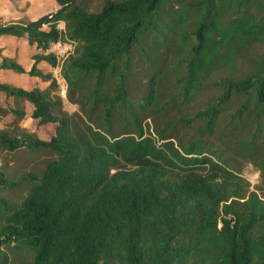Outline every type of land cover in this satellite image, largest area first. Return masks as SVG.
I'll list each match as a JSON object with an SVG mask.
<instances>
[{
    "label": "trees",
    "instance_id": "16d2710c",
    "mask_svg": "<svg viewBox=\"0 0 264 264\" xmlns=\"http://www.w3.org/2000/svg\"><path fill=\"white\" fill-rule=\"evenodd\" d=\"M55 1L0 23L37 50L0 70L48 83L0 82V116L24 100L54 125L47 141L0 130V264H264V0ZM62 40L72 114L37 69Z\"/></svg>",
    "mask_w": 264,
    "mask_h": 264
},
{
    "label": "rangeland",
    "instance_id": "374dc122",
    "mask_svg": "<svg viewBox=\"0 0 264 264\" xmlns=\"http://www.w3.org/2000/svg\"><path fill=\"white\" fill-rule=\"evenodd\" d=\"M0 1H26V0H0ZM103 0H80V4L87 10V11H97L101 8ZM1 20V19H0ZM1 23V22H0ZM58 25H64L63 23H58ZM60 27V26H58ZM2 50H0V56ZM26 56L21 58L22 62L26 65ZM60 67V66H59ZM30 68H26L27 70ZM25 69V68H24ZM53 73V74H52ZM51 75L53 78L61 82V85H57V94L62 99V106L63 109L67 112L72 114L73 112L77 111V107L75 105L70 104L66 99V82L60 77L61 71L60 68L53 67ZM0 82L1 83H8L11 85H18L19 87L29 90L34 87L40 88L45 87V83H41L40 80L36 78L27 77L25 75L20 74H8L0 72ZM3 103V100H0ZM4 104V103H3ZM10 105L19 109L25 115L23 118H18L14 114L8 111V107H6L7 112L5 115L0 116V130L9 133H22L26 132L38 139L41 140H49L50 136L53 135L54 132V125L53 124H46L39 126L36 124L34 120L30 117L32 106L24 100H11L8 99L7 106ZM4 162L0 160V164ZM240 173L241 176L244 177L251 185V188H256L259 181V171L252 166L251 164H244L243 166L240 165ZM31 256L27 253H18V252H10L9 253V264H30Z\"/></svg>",
    "mask_w": 264,
    "mask_h": 264
},
{
    "label": "crops",
    "instance_id": "0c3cea01",
    "mask_svg": "<svg viewBox=\"0 0 264 264\" xmlns=\"http://www.w3.org/2000/svg\"><path fill=\"white\" fill-rule=\"evenodd\" d=\"M56 9L57 4L55 0L0 1V22L9 23L15 21L33 20L41 17L42 15L51 13ZM43 29H47V26L44 25ZM0 50H2V57L0 56V61L3 57L8 58L19 63L23 68H25L26 71L31 68L33 64L32 56L37 53L35 47L29 46L24 38L10 35H0ZM23 56L27 57L26 65L21 60ZM28 65L30 66V68L27 70L26 68L28 67ZM37 69L42 71L43 73H52L53 67L46 64L45 62H39L37 64ZM0 72H5L8 74H18L12 71L5 70H0ZM20 75L31 77L26 74ZM40 82L45 83L46 86L48 85L47 82ZM46 86L40 87L39 89H44L46 88Z\"/></svg>",
    "mask_w": 264,
    "mask_h": 264
},
{
    "label": "built area",
    "instance_id": "2783aa9c",
    "mask_svg": "<svg viewBox=\"0 0 264 264\" xmlns=\"http://www.w3.org/2000/svg\"><path fill=\"white\" fill-rule=\"evenodd\" d=\"M58 26H60L58 27V29L63 30L64 25H58ZM75 45L76 43L71 40L57 41L55 43H52L49 46V48L46 50V52L55 57L57 61L56 67L59 69L61 67L62 62L73 52ZM61 82H59L56 78L57 85H61Z\"/></svg>",
    "mask_w": 264,
    "mask_h": 264
}]
</instances>
